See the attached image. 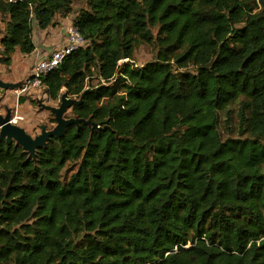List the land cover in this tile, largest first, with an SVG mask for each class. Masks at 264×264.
<instances>
[{
	"label": "trees",
	"instance_id": "1",
	"mask_svg": "<svg viewBox=\"0 0 264 264\" xmlns=\"http://www.w3.org/2000/svg\"><path fill=\"white\" fill-rule=\"evenodd\" d=\"M71 15L43 88L111 130L0 143V264H264V0H0V65Z\"/></svg>",
	"mask_w": 264,
	"mask_h": 264
},
{
	"label": "rangeland",
	"instance_id": "2",
	"mask_svg": "<svg viewBox=\"0 0 264 264\" xmlns=\"http://www.w3.org/2000/svg\"><path fill=\"white\" fill-rule=\"evenodd\" d=\"M73 15L69 17V19L65 22L64 19L58 17L56 19V26L50 28L51 32L49 34H44L41 32L40 29L35 28L34 31V40L37 46L40 48L38 51H41L42 41L48 40L54 41L59 35L60 32L64 34V29L62 27L65 26L66 33L68 28H70L73 25ZM63 22H65L63 24ZM5 26L0 21V38L3 37L2 31L4 30ZM62 29V30H61ZM60 31V32H59ZM49 38V39H48ZM63 38H61V41ZM67 43V41H66ZM0 42V53L2 51ZM61 49L60 47L55 48ZM155 49L153 47L144 46L139 49H137L135 54V63L138 66L145 65L146 63L152 61L155 59ZM31 55L30 57H26L20 53H17L14 57V64L11 66V68H8L4 65H0V78L2 80L12 82V80H16L14 82H17V80H21L29 71V69H32L35 62L37 60L34 59V56ZM98 80H94V84H97ZM65 90H63L64 92ZM62 92V93H63ZM62 96V94H61ZM71 97V96H69ZM24 98L25 102L20 103V99ZM61 98V97H60ZM72 98V97H71ZM74 98V97H73ZM38 99H45L48 105L59 107L61 104L60 99L58 101H52L49 96L45 93L44 88L39 89L31 94L28 95H19L18 92L15 91H9L4 99L0 102V109L1 112L5 115L6 114V105L12 108L13 110V122H15L17 125L25 128L29 134L32 136H37L41 133V126L46 125L49 130L53 129L56 126L55 116L51 114L50 112H40L37 100ZM72 110H70L67 113V117H73ZM228 124L230 125L229 129H223V134L225 137H237V127H238V119L236 116V112H233L231 114V118L228 121Z\"/></svg>",
	"mask_w": 264,
	"mask_h": 264
},
{
	"label": "water",
	"instance_id": "3",
	"mask_svg": "<svg viewBox=\"0 0 264 264\" xmlns=\"http://www.w3.org/2000/svg\"><path fill=\"white\" fill-rule=\"evenodd\" d=\"M4 37L0 38L2 43ZM32 78V69H29L27 74L17 82L5 81L0 78V102L4 99L9 91L19 92L24 89L25 85ZM98 88H87L80 97H69L68 93L64 91L60 98L61 104L59 107L48 105L45 99H38L37 105L40 112H50L55 116L56 126L49 130L46 125L41 126V133L37 136H32L28 131L13 122V110L6 105V114L4 115L0 109V143L8 145L16 144L21 147L23 151L34 161H37V156L42 149L49 147L50 141L53 138L61 139L66 136L68 129L77 127L80 129L81 125L89 127L91 133L111 130L110 126H103L100 123L93 121L92 118L84 119L80 117H67V113L75 106L83 104L85 97L89 93L96 92Z\"/></svg>",
	"mask_w": 264,
	"mask_h": 264
},
{
	"label": "built area",
	"instance_id": "4",
	"mask_svg": "<svg viewBox=\"0 0 264 264\" xmlns=\"http://www.w3.org/2000/svg\"><path fill=\"white\" fill-rule=\"evenodd\" d=\"M66 41V45L61 49H55L48 55V57L39 59L35 62L32 67V78L25 85L24 89L18 92L19 95L25 96L42 89L43 78L52 71L58 69L69 54L84 44L79 29L74 25L68 28Z\"/></svg>",
	"mask_w": 264,
	"mask_h": 264
},
{
	"label": "crops",
	"instance_id": "5",
	"mask_svg": "<svg viewBox=\"0 0 264 264\" xmlns=\"http://www.w3.org/2000/svg\"><path fill=\"white\" fill-rule=\"evenodd\" d=\"M69 19V17L67 18V19H64V21L66 22L67 20ZM65 22H63V24L65 23ZM62 29H64V34H62L60 31V35L56 38V39H54V41H48V40H43L42 41V46H41V51H38L40 48L37 46V44H36V51L32 54L33 56H34V59L35 60H39V59H44V58H46V57H48V55L53 51V50H55V48H58V47H60V48H62L63 46H65L66 45V29H65V26L64 27H62ZM61 29V30H62ZM42 33H44V34H49L50 32H51V29H48V30H46V31H41ZM61 38H63L62 40L63 41H61ZM49 39V38H48ZM31 56V55H30ZM30 56H26V57H30ZM32 56V57H33ZM14 64V63H13ZM8 81H10V80H8ZM14 81H16V80H12V82H14ZM17 81H20V80H17Z\"/></svg>",
	"mask_w": 264,
	"mask_h": 264
},
{
	"label": "flooded vegetation",
	"instance_id": "6",
	"mask_svg": "<svg viewBox=\"0 0 264 264\" xmlns=\"http://www.w3.org/2000/svg\"><path fill=\"white\" fill-rule=\"evenodd\" d=\"M74 117V116H73Z\"/></svg>",
	"mask_w": 264,
	"mask_h": 264
}]
</instances>
